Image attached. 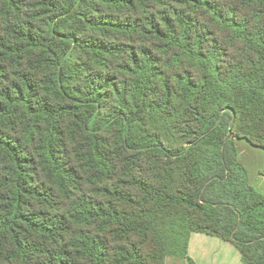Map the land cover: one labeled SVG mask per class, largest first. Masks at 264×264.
<instances>
[{
  "label": "trees",
  "instance_id": "trees-1",
  "mask_svg": "<svg viewBox=\"0 0 264 264\" xmlns=\"http://www.w3.org/2000/svg\"><path fill=\"white\" fill-rule=\"evenodd\" d=\"M264 0H0V264H264Z\"/></svg>",
  "mask_w": 264,
  "mask_h": 264
},
{
  "label": "crops",
  "instance_id": "crops-1",
  "mask_svg": "<svg viewBox=\"0 0 264 264\" xmlns=\"http://www.w3.org/2000/svg\"><path fill=\"white\" fill-rule=\"evenodd\" d=\"M188 257L193 264H242L240 253L232 244L200 233L191 234ZM180 264L189 263L181 261Z\"/></svg>",
  "mask_w": 264,
  "mask_h": 264
},
{
  "label": "rangeland",
  "instance_id": "rangeland-1",
  "mask_svg": "<svg viewBox=\"0 0 264 264\" xmlns=\"http://www.w3.org/2000/svg\"><path fill=\"white\" fill-rule=\"evenodd\" d=\"M239 161L244 167L250 185L264 193V152L247 144L239 149ZM263 183V184H262ZM263 188V189H262ZM181 261L168 258L165 264H180Z\"/></svg>",
  "mask_w": 264,
  "mask_h": 264
}]
</instances>
